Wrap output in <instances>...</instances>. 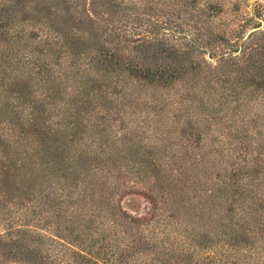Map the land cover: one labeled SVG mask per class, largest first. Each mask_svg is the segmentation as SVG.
<instances>
[{"label": "rangeland", "instance_id": "374dc122", "mask_svg": "<svg viewBox=\"0 0 264 264\" xmlns=\"http://www.w3.org/2000/svg\"><path fill=\"white\" fill-rule=\"evenodd\" d=\"M203 5L204 0H0V264H115V234L121 231L140 242L157 234L156 242L166 237L161 232L180 228L187 230L180 237H193L196 251H212L213 207L207 201L230 170L222 153H264V73L243 61L219 65L215 57L236 51L224 39L237 37L244 50L252 46L249 34L264 25L251 15L264 0H241L235 8L227 3L223 14L207 10L206 19L198 12ZM154 35L161 44L149 43ZM185 35L196 38L203 52L189 47ZM108 52L116 55L111 64L105 61ZM164 68L177 70L166 73L174 75L166 82L158 78ZM143 69L154 72L151 81L141 77ZM206 70L214 80H223L222 71L232 76L211 84V77L203 78ZM193 79L217 93L205 91L206 101L187 92ZM239 105L246 114L235 124L231 117ZM29 118L39 122L38 130ZM7 129L26 137L32 155L7 150ZM86 147L98 156L85 157ZM57 155L72 156L71 164L102 195L97 199H103L104 212L95 223L103 240L99 232L89 233L94 222L78 219L65 230L72 217L54 219L55 208L67 200L56 196L65 182L48 185ZM99 170L108 172L109 181L95 176ZM242 174L231 181L239 196L230 191L224 199H241L250 220L261 218L257 227L264 224V163ZM68 233L72 242L63 237ZM135 248L139 253L145 246ZM201 260L195 257L192 264Z\"/></svg>", "mask_w": 264, "mask_h": 264}, {"label": "trees", "instance_id": "16d2710c", "mask_svg": "<svg viewBox=\"0 0 264 264\" xmlns=\"http://www.w3.org/2000/svg\"><path fill=\"white\" fill-rule=\"evenodd\" d=\"M204 1H205V5H203V9H200L198 7V12L199 15L203 16L206 19L208 12L207 10H209L211 14H213L214 11L223 14L225 9L223 8L224 4L229 3L231 4V6L235 8V6L237 7V3L240 2L241 0H204ZM233 1L236 2L233 4L232 3ZM233 11L238 12L239 9H235ZM257 16H259L258 18H260L259 20H261L259 22V25L261 27V25H264V18H263L264 5H257V8L253 11V15H251V17L253 18H256ZM51 34L52 33H49V35ZM155 36L156 35L148 39L149 43H158L157 45H159V43L162 41L158 40ZM184 37L186 39V44L189 47L195 49V51L199 49L201 52H203L202 51L203 49L197 46L198 42L196 38L193 37L190 38L186 35ZM236 38L232 39L231 41H227L226 39H224L227 49H233V50L235 49L236 51L223 53L216 56L215 58H217L216 60L219 62V65L227 64V66H229L233 64V61H236V64L237 61H243L244 63L243 65H245V68L251 67L264 73V27L261 31H259L256 34H251V33L249 34V37L247 39H249V43L252 41V46L246 48L245 50L243 45L238 43V39ZM189 52H191L190 49L188 50V53ZM169 54L173 55V53H169ZM106 56L109 59V60L105 59V61L108 62L107 64H111V62H113V60L116 58V55L111 52H108ZM210 56L212 55H209V57ZM173 57H176L178 59L180 56L178 54ZM210 58H214V57H210ZM177 63H180L181 64L180 66H182L181 62L177 61ZM206 69H209V66L206 67ZM158 71L160 72L158 78L163 77L164 82L168 80V77L174 76L173 74H166V73L177 72V70H175L174 68H170V69L164 68L163 70L158 69ZM222 72L220 73V75L223 77V80L226 76L229 77L232 76L231 75L232 72L231 73L228 72L225 74H222ZM139 73H141V77L143 79H147L151 81L154 78L153 75L154 72H152L149 69L140 70ZM202 74H203V78L211 77L210 80L211 84L214 83L218 84L220 83V81L221 83L223 82V80L219 79V75L216 77L218 79L216 80L212 79L214 78V74L210 70H206ZM196 80L197 79H193V84L189 87V89H187V92L189 90V92H192L193 95L195 93L201 94V97L205 96L206 101L207 100L209 101L210 96L206 95L205 91L210 89L211 92L217 93V89L215 87H211V88L205 87L206 88L205 89L204 88L205 84L202 81L201 83H197V85H194L196 84L195 83ZM237 82L238 81L236 80V84ZM230 88L232 89V87ZM220 89L224 90L226 89V86H220ZM79 91L80 92L78 93L80 95H84L83 96L84 98L86 96L85 90L81 91L79 86ZM134 95H135L134 89L128 90V94H127L128 98L131 99L134 97ZM85 99L87 98L85 97ZM179 99L180 102L183 101L182 96H179ZM153 102L157 103L158 101L157 99H154ZM246 105L247 104H242L243 108ZM242 106L241 105L238 106L240 112L232 114L231 117L232 122L235 123L236 120H239L241 122L242 119L244 118L246 114L245 113L246 110H244ZM240 122H236V123H240ZM27 123H29V126L33 131L38 130L36 128L39 125V122L36 121V118H29L27 120ZM14 129H16V127ZM14 129H10V130L7 129L10 132L8 133L9 136L6 138L7 150L14 149L18 151L20 149L23 151V153H25L24 155L27 156L32 155L30 153H26L28 151L27 146L25 144L26 137H24L25 138L24 139L18 133H16ZM62 132H65V130H63ZM54 133L56 134V131ZM29 148L32 149L33 151L32 147ZM86 148L87 149H85V151L83 150L82 152L85 157L88 155L87 152L90 153L92 152L94 153L93 155L98 156L96 152H94L91 148L89 147ZM61 150L65 152L64 150L66 149H61ZM242 152L239 153V151H233L231 149L222 153L223 158L227 157L226 160L228 165L230 166H227V164L225 166L229 167L230 170L229 173H227L228 172L227 169L225 170L226 173L223 176L224 179L218 184H216L218 186V189L213 191L212 196H210L209 201H207L213 207L209 209L210 213L208 215L209 218L208 223L211 226L210 227V232L212 237L211 240L212 242L215 243L214 245H212V251H210L206 255H203L201 252L196 251L197 248L191 244V242L193 241V237L191 236L190 237L187 236L185 238L182 236L180 237L182 232L183 233L187 232V230H181L180 228L179 231H174L172 233L165 234V232H161L164 235H166V237L156 242H154L155 241L154 239L158 237L157 234L151 237V239L143 238L142 242H140L138 240H135L130 232L121 231L115 234L116 240L119 242V244H117L118 249H116L117 256L114 259L115 264H192L195 257L202 259L201 264H264V224L258 225L257 227L254 226L255 222L256 224H260L259 222H261V218H259V221L250 220L249 219L250 217L248 218V214L243 206V203H241V199H224L225 198L224 196H226V194H228L230 191H233L232 187L234 186V183L231 184V181L232 182L235 181L234 179L237 175H243L242 171L247 170L250 167V165L252 166L254 164L256 165L259 163H264V156H263L264 153L257 151L256 153L248 152L242 155ZM24 155H20V157L22 158ZM56 158L59 159L57 160L59 162L53 163V167H54L53 169L49 167L51 170L50 172L48 171V185L53 180H56L54 183L57 186H60V183L62 181L65 182L64 185L60 186L59 189L60 191L59 193H56V196H58L59 199L66 198L67 200L60 202L59 206L57 207L58 210L55 208L54 211L56 212V217L54 216V219L56 220L64 219L65 221V219L68 218L67 215L68 216L70 215V217H72V220L70 222V219H68L66 223L64 222L65 224L64 226H66L64 228L65 230L70 228V226L68 227V225L71 224L72 226L78 219H80V221L83 223H85L86 221L94 222L93 229H91L89 233L99 232L100 235L102 236L101 234L102 229L98 228L99 225H97L95 221H97L98 218H101L103 215L104 201L103 199H97V197L102 195H98V192L96 191V184H93L91 181L86 179V173L81 171V168H79L78 164L76 165L71 164L72 156L70 157L66 156L65 159L64 158L61 159V156L57 155ZM25 159H29V158L26 157ZM260 160L262 162H260ZM70 167L73 168L72 171H68L70 170ZM70 173H72V175L75 174V176L70 178L72 176ZM94 174L100 180H103L105 182L109 181V176L107 171H105L104 174L102 173V171H100V173L98 171H94ZM226 174H228V176H226ZM78 178H82L81 180H79L82 185L81 187L78 184ZM71 179L76 181L74 183V188H75L74 191H72L71 188L73 187L71 186L73 182L70 183ZM38 181L40 182V178ZM234 188L236 189L239 188V184L236 185ZM255 191L259 192L258 189H256ZM231 196L234 197L239 195L238 193L233 191V194H231ZM75 199H79V200H75ZM50 201H51L50 199H47L46 203L52 205ZM93 217L96 218L93 220L92 219ZM169 218H172V220L174 219L173 216H169ZM182 219L183 217H179L177 221H180L181 224H183ZM100 222H101L100 225L103 226L104 223L103 219H100ZM56 223L57 225L55 230H57L56 232H59L60 234L62 230V225L58 221ZM103 234L107 235L106 232H103ZM70 236H72V233H68L63 237L72 242ZM60 239L63 241L62 238ZM78 239H80L81 241L83 238L82 236H79L76 240ZM103 239L104 238L102 236V240ZM66 243L70 245L69 242ZM138 243H142L145 246L144 250L140 251L139 253H137V250H135L136 249L135 247L137 246ZM64 252H68V250L66 249L64 250ZM145 252H150V253L145 254ZM184 253L187 254L185 258L190 260V262L184 261L183 259Z\"/></svg>", "mask_w": 264, "mask_h": 264}]
</instances>
